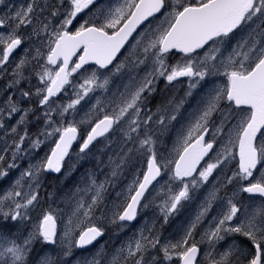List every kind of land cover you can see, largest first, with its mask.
<instances>
[{
  "label": "snow or ice",
  "instance_id": "1",
  "mask_svg": "<svg viewBox=\"0 0 264 264\" xmlns=\"http://www.w3.org/2000/svg\"><path fill=\"white\" fill-rule=\"evenodd\" d=\"M47 7L48 17H43L45 6L37 0L0 14V79L7 78L3 91L8 93L0 101V129L6 137L0 148V180L17 169L18 161L31 150L48 140L54 144L44 158L30 162L0 191V264H65L73 249L92 245L105 234L108 224L124 229L156 200L167 223L217 169L237 157L236 170L225 176L220 187H213L175 242L162 243L155 225H144L111 253L98 250L91 259L77 264H170L174 258L178 264H264V0H119L114 6L101 0H58L57 5ZM86 11L90 18L71 31L74 20ZM59 16L63 19L53 24L50 18ZM149 18L159 19L155 28ZM257 20L260 23L252 28ZM145 22L149 27L133 45L136 51L126 62L114 63ZM245 27L250 30L233 42ZM25 44L29 47L24 48ZM21 48L24 54L13 61ZM174 54L180 60L168 64ZM149 62L151 69L143 77L132 75ZM125 69L129 83L123 84V90L117 87L104 100L97 98L86 113L92 118L77 121L78 106L97 89L110 91L112 77ZM76 77H80L79 83H74ZM161 78L166 84L187 78L185 95L169 100L155 114L144 113L141 106ZM23 81L29 83L27 90L19 88ZM69 87L72 95L67 103L60 102ZM13 89L19 91L21 100L11 94ZM200 90L203 94L186 129L178 133L173 152L166 155L157 146L155 128L166 130L193 92ZM24 101L31 106L23 107ZM37 111V119L45 126L32 134L29 115ZM217 113L219 123L214 119ZM14 117H19L14 124L5 122ZM85 123L87 129L81 135L80 126ZM116 131L123 146L115 159L109 158L114 165L110 175L101 181L94 172L86 173L84 187L69 197L72 210L67 220L51 205L43 207L44 174L62 172L75 142H79V155L87 156L94 143L107 140ZM220 141L224 143L211 161L210 153ZM137 155L146 168L137 171L109 207L105 203L108 186ZM161 181L156 196L145 203ZM228 185L234 186L231 194L225 191L220 196L221 188ZM242 194L250 201L259 197L260 203L245 206ZM218 200L223 201L221 211L207 220L196 241L197 229ZM33 212H37L35 220ZM58 221L63 222L62 231ZM36 242L59 245L60 252L55 257L38 253L32 260ZM204 243L208 248L201 261L198 257Z\"/></svg>",
  "mask_w": 264,
  "mask_h": 264
},
{
  "label": "rangeland",
  "instance_id": "2",
  "mask_svg": "<svg viewBox=\"0 0 264 264\" xmlns=\"http://www.w3.org/2000/svg\"><path fill=\"white\" fill-rule=\"evenodd\" d=\"M37 2L41 6H45V12L43 14V17H48V7L47 6H55L58 4V0H37ZM109 2L114 6L115 4H117L119 2V0H101V3H103V4H107ZM25 4L26 3L22 0H5V3L1 4V6H0V14L7 12L9 10V8L15 10V9L20 8L21 6H23ZM65 7H67L66 4H65ZM97 7H99V5H97ZM94 11H95V9H93V12ZM90 15L91 14L88 13L87 11L83 14H80L74 20L73 24L70 26V30L75 31V29L77 27H79V25L81 23H83L84 20H87L90 18ZM50 19L52 20L53 24H58L60 22V20L63 19V16H59L56 18H50ZM157 23H159V19L152 21L151 27L155 28ZM259 23H260V21L257 20L255 24L251 25V27L255 28L256 25ZM146 27H149V25H147ZM249 30H250V28L245 27V29L243 30V33L237 32L236 35L233 37V42H235V40L239 39L242 34L247 33ZM141 33H143V30L140 32V34ZM140 34H137L134 41L132 42V45L130 46L129 54L136 51V49L133 47V45H135L138 40L142 39V36ZM28 47H29L28 44L24 45V48H28ZM24 48H21L20 50H18V52L12 58L13 61L18 60L19 57L24 54ZM202 55L203 54H201V56ZM13 66H14V64L10 65L9 68L11 69V67H13ZM140 68H141V66H139L138 69L132 73V75L135 76L137 79L140 78V76H139V74L141 72ZM148 69L149 70L151 69V64H149ZM25 75L27 76L28 73L26 72ZM74 76H76V74H74ZM4 79H7V78H4ZM112 81L113 82L110 85V91L106 92L103 89H97V91L95 93L90 94V96L86 98L85 102H82V105L78 106L79 114L75 115V119L77 121H80V120L86 121V120L92 118V115L86 116V113H88L89 109L92 107V105L96 103L97 98L104 100L106 97L111 96V94L116 91L117 87H119L120 90L122 91L123 90V87H122L123 84L129 83L128 73L125 72L123 74H117V75L112 77ZM0 82H3L5 86L7 84V80H0ZM79 82H80V77H76L74 83H79ZM31 83L35 84L36 80L34 78L31 79ZM28 87H29L28 81H23L21 83V85L19 86V88H21L23 90H27ZM3 90H4V88L0 84V101H2L5 98V96L8 94V93H5ZM185 92L186 91L180 92V89H179L176 95H173L171 97H165V96L162 97L161 91H160L159 96H160L161 106H167L168 101L173 99V98L179 100L181 97H184ZM11 94H13L17 100H21V97L20 98L18 97V96H20V93L16 89H13ZM17 94H19V95H17ZM71 95H72V89H71V87H69L67 93H65V95L61 97L60 102L67 103V97L71 96ZM161 97L163 99H161ZM198 97L200 98L201 96L199 95ZM24 102H27V101H24ZM186 104H188V100L186 101L185 105ZM185 105L183 108H181L180 112L177 114V119L174 121H170L168 123L166 130L160 129V128H155L157 136L159 137L157 146H158L159 150L161 152L165 153L166 155L173 152L174 144H175V141L177 139L178 133L180 131H182L188 125V123L191 119V114L193 113V111L195 109L194 108L192 110H188L187 112H183ZM141 107H142L143 111H147L145 106L142 105ZM158 111H159L158 107H156L155 110L151 112V114H155ZM169 112H171V109H169ZM18 118L19 117H17V119ZM71 118L72 117H69V119H71ZM5 122L8 125H11V124L15 123V119H10V120L6 119ZM33 124H35V122H31V125H33ZM44 126L45 125L43 123V120L41 119V123H40L39 128L37 130L33 129V131H30V129H29V131H30V133L35 134L38 130L43 129ZM28 127H29V125H28ZM86 129H87V123L80 126L81 135L84 134ZM4 131L5 130L0 129V148H2L4 146L3 141L6 139V137L4 136ZM112 137H115V140L112 139ZM41 139H43V137H41ZM52 139L54 140L56 138L54 137ZM112 141L115 142L116 146L109 152V154L111 156H116V152H115L116 149L118 150L120 148V146H123V142H121V141H123V139H122L119 131L114 132L111 135V137H109L107 140L102 139L99 142H97L96 148H100L101 151H104V150L108 149L111 145H113ZM28 144H29V142L25 143L26 148L28 147ZM53 145L54 144H53L52 140H48L45 143H43L39 147V149L31 150L30 155L25 156L22 160L18 161L19 167L17 169L12 170L7 178L0 180V191L7 189L10 186L11 182L19 176L20 171L27 168L30 162L35 163L37 160L44 158L46 156V154L49 153V151ZM105 145H107V147H105ZM96 154H97L96 152L92 151V152H88L87 156H81V155H79V150H78L77 154L74 153L72 156L70 154L68 159L66 160V162L64 164V167H63L61 174L57 175V178H55L56 181H52V182L48 183V186L58 185L57 187L54 188V192L53 191L50 192V193H53V195L51 197H48L47 201L51 200L52 198H57V197L61 198V201L63 202L62 209L59 210V208L56 207V206H58V204L55 206L53 205L52 208L57 209L60 212L61 216L63 217V221L67 220L68 214L72 210V202L69 200V197L72 195L73 192L76 191L77 188H83L84 187V184L86 182V173L94 172L96 174V178L98 180H100V175H101V172L103 170V167L101 166V164L99 162L94 163L92 157L96 156ZM105 158H106V160H108V154H105ZM145 163L146 162L141 157H139V155L137 156V158L133 162H130L129 169L124 172V175L122 177V178H124V181H122L116 188V191L113 195V201L110 203L109 202L106 203L109 207H111V205L114 202H117L116 194L118 192H123L127 189L128 185L131 183L134 176L137 174V171L138 170L143 171L145 169ZM233 167H234V165L231 167V171L232 170L235 171V169ZM235 167H237V166H235ZM132 170H133V172L131 174L130 172ZM231 171L229 173H228V171H218L216 175L217 176L223 175V177L230 176L232 174ZM256 175L258 176L259 172H257ZM165 179H167V177H165ZM65 181H68V182H65ZM42 182H48V177L46 176V174H44V176L42 177ZM163 183H164V181H161L160 184L156 185V188L154 190H152V195L148 197V201H145V203H148V202L153 200V197L156 196L157 192L159 191V189H160L161 185H163ZM62 184L63 185L66 184V186L64 188H59V187H62L61 186ZM71 184H72L73 188L66 195V197H62L63 192L68 189L66 187L70 186ZM200 188L202 190L203 185ZM61 190H62V192L60 193ZM45 193H48V192H45ZM158 203H159V200H156L154 203H149V207L142 208L140 210L137 220L134 221L135 224L132 227H130L131 226L130 225V226L125 228V230H128V232H127L128 235L130 234L131 231H133V233H134L135 230L138 233V231L140 229H142L144 225H148L149 227H151L152 225H155V223H158V221L164 223L161 215L159 218H157V217H154L152 219L147 218L148 216L152 217L151 215H154V214L159 212L158 208L155 206V204H158ZM43 207L46 208V206H43ZM190 207H191L190 202H186L184 204V206L180 209V211L178 213H176L175 215H173L172 217H177L184 209H189ZM36 215H37V213H35L33 215V220H35ZM96 215L98 216V212L96 213ZM172 217H170L169 221L167 223H165L166 225L172 220ZM115 227H117V226L115 225ZM129 228H131V230ZM168 228H169V224L166 226V229L163 232H161L160 234L163 236V238L167 237L169 240L175 242V240L170 237V233L167 231ZM58 229L62 231L63 222L58 221ZM129 237H130V235H129ZM126 241H127V239H126ZM103 242H104V240H103ZM103 242H101L98 246L93 245L91 248L85 249V251L73 249L72 256L66 258L65 264H77L78 260L83 261L86 258L91 259L93 257V255L95 253H97L98 250L105 251L104 249H102ZM163 242H165V241H162V243ZM40 248L42 250V253L48 252V253H51L53 256H54V252H57V253L60 252L59 245H57V246L42 245ZM154 255H155V253H154ZM174 260H175V258H174ZM174 260L172 262H170V264H174Z\"/></svg>",
  "mask_w": 264,
  "mask_h": 264
},
{
  "label": "flooded vegetation",
  "instance_id": "3",
  "mask_svg": "<svg viewBox=\"0 0 264 264\" xmlns=\"http://www.w3.org/2000/svg\"><path fill=\"white\" fill-rule=\"evenodd\" d=\"M22 1H24L25 3L28 2V0H22ZM193 2H194V0H193ZM0 6H1V4H0ZM149 19L151 20V22L156 20V19H152V18H149ZM147 25H148V22H145L143 25H141L139 27V29L137 30V32L134 35V37L129 41V43H126L125 48L121 50L120 54H118V59L114 63H119L120 61H125V58L130 55L129 54L130 46L132 45V42L134 41L135 37L137 36V34H140V32L142 30H143V32H145V30L148 29V27H146ZM201 54H203L202 50L200 51V55ZM77 58L78 57H74L73 59L75 60ZM178 60H180V55L174 54V55H172V56H170L168 58L167 63L168 64H175ZM148 64H151V63L149 62ZM147 65H144L141 68V72L139 74L140 77H143L145 75V73H146L145 69H146ZM125 72L128 73V70L125 69L124 73ZM0 80H7V79H0ZM217 83H221V81H217ZM0 84L2 85L3 88H5V85H4L3 82H0ZM205 87H207V86H205ZM174 88L175 89H180V92L181 91H186L187 88H188L187 78H180L179 81H173L171 84H166V82H165V80L163 78L159 79L155 83V91L152 92L150 95H148L147 100H146L145 104L143 105L147 109V111H144V113L151 114V112L154 111L156 107H158V110H159L160 107H161L160 96H159L160 91H161V96L162 97H164V96L165 97H171L173 95H176L177 92H178ZM202 94H203V90L194 91L193 92V96L188 98V104L185 105V108L183 109V112H187L188 110L194 109L196 107V105H197V102L200 99L198 96L199 95L201 96ZM17 95H19V94H17ZM18 97L20 98V96H18ZM162 97H161V99H163ZM22 106L23 107H30L31 105H29L28 102H23ZM38 117H40V112L39 111H37L34 116L31 115V114L29 115V120H30L29 129H30V131H33V129L37 130L39 128L40 123H41V119H37ZM13 119L16 120L17 117H14ZM214 119L216 120L217 123H219L220 114L217 113L215 115ZM31 122H35V124L31 125ZM186 127L183 130H185ZM208 138L209 137H206V139H208ZM102 139L103 138H101V140ZM112 139L115 140V137H112ZM112 142H113V145H111L108 149H106L104 151H101L100 148H96V143H97L96 142V143H94V146H92L91 151H90V152L94 151L100 156V158H97V156H93L92 159H93L94 163L99 162L101 164V166L103 167V170H102L101 175H100V180L101 181L104 180L106 176L110 175L111 168L114 166V165H110V163H109V158L110 157H112L113 159H115V157H116V156L115 157L111 156L109 154V152L116 146L115 142L114 141H112ZM121 142H123V141H121ZM223 143H224V141H220V143L216 145V151L210 153L211 161L215 160L216 153L218 151H220L221 146L223 145ZM121 147L122 146H120V148L118 150L116 149V151H115L116 155L120 152ZM78 150H79V142H76L74 147H73V149H72V151H71V153H70L71 156L74 153L77 154ZM105 154H108V160H106ZM136 158H137V156H135L130 162H133ZM205 159L208 160L209 158L206 157ZM211 161H209V162H211ZM130 162L124 167V169L122 171V174L120 176H118L115 180H113L111 185L108 186L105 203H107V202L110 203V202L113 201V195H114V193L116 191V188L122 181H124V178H122V177L124 175V172L129 169ZM237 162H238V157H237L236 160H229L225 165H223V167L221 169H217L216 172H214L213 177L210 178V181L206 185H203V189L201 190V188H199V189H197L194 192V194H193L194 198L191 201H189L190 204H191V207L189 209H184L177 217H172V220L168 223L169 224V228L167 230L170 233V237L171 238H173L174 240L180 238V236L183 234L184 230L187 228L189 223L192 221V219L195 217V215L199 211L200 206H201L202 202L204 201V199L206 198V196L208 195V193L212 191L214 186L220 187V185L222 183H224L225 177H223V175L217 176L216 175L217 172L218 171H228V173H229L231 171V167L233 165H234L233 168L236 170L235 166H237ZM201 163L203 164L204 162L202 161ZM145 168H146V163H145ZM132 172H133V170L130 173L132 174ZM46 176L48 177V174ZM55 178H57V177H54V179ZM45 183L46 182H43V185ZM66 184H64V185L62 184L61 185L62 187H59V188H64L66 186ZM57 186L58 185H55V187H57ZM55 187L51 186L49 188H46L45 186H43L42 187L43 188L42 191L49 192V193L51 191L54 192V188ZM233 187H234L233 185H228V187L226 189L221 188V191H220L219 195L220 196H224L225 191H227V193L230 195L231 191L233 190ZM66 188H68V189L63 192L62 197H66V195L70 192V190L73 188V186L71 184L70 186H68ZM61 192H62V190L60 191V193ZM253 202L258 205L260 203V198L259 197H255V198H253L250 201L249 197L246 194H242V201H241L242 204L247 206L249 203H253ZM222 204H223V201H220V200H218L216 203L213 204V207H212L208 217L206 218L205 223L200 228L197 229V231H196V233L194 235V239L196 241L200 240V238H201L200 234L204 231V228L207 227V220H211V218L213 216H216L221 211ZM37 212H38V210H37ZM37 212H33L31 215L33 216ZM98 216H100V212L99 211H98ZM151 216L152 217L148 216L147 218L148 219H152L154 217L159 218L160 217V213L158 212V213H156L154 215H151ZM134 224H135V222H132V224H130L131 226L130 225L129 226L132 227ZM167 225L165 223H162V222L158 221V223H155V228L157 230H159V234H160L161 232H163L166 229ZM129 229L131 230V228H129ZM127 232H128V230H125V228L124 229H120L118 227H115V225L108 224L106 226L105 234L102 237L98 238V240L96 242H94L91 245V247L93 245L98 246L104 240L102 249H104L105 251L111 253L114 249L119 248L121 246V244H123L126 241V239L128 240L134 234H137L136 230H135L134 233H133V231H131L130 234H129L130 235V237H129ZM160 236H161V242L169 240L167 237L163 238V236L161 234H160ZM41 246H42V244L40 242H36L35 243L34 251H33L32 256H31L30 259L35 260V258L37 257V254L38 253H42V250L40 248ZM91 247H89V248H91ZM200 247H201V254L198 257V259L203 261V259H204L203 252L205 250H207L208 245H207V243H204V244H201ZM89 248H87V249H89ZM56 255L57 254L54 253V256H56ZM174 264H178V261L176 259L174 260Z\"/></svg>",
  "mask_w": 264,
  "mask_h": 264
},
{
  "label": "bare ground",
  "instance_id": "4",
  "mask_svg": "<svg viewBox=\"0 0 264 264\" xmlns=\"http://www.w3.org/2000/svg\"><path fill=\"white\" fill-rule=\"evenodd\" d=\"M141 66V68L144 66V65H140ZM148 66H149V64L147 65V67H146V69H145V71L147 72V71H149V69H148ZM141 68H140V70H141ZM175 89V88H174ZM176 91H178L179 89H175ZM96 156H97V158H100V156L98 155V154H96ZM138 156V155H137ZM115 157V156H114ZM69 181V180H68ZM68 181H65V182H68ZM49 193V192H48ZM48 193H45V195L44 196H42V198H43V200H44V204H43V206H46V207H48L49 205H51L52 207H53V205L55 206V205H57L58 204V206H56V207H58L59 208V210H61L62 209V207H63V202L61 201V198H52L51 200H49V201H47V198L49 197L48 196ZM89 247H91V245L90 246H88L87 248H89ZM87 248H85V249H87ZM85 249H77V250H84L85 251ZM55 254H58L57 252H54Z\"/></svg>",
  "mask_w": 264,
  "mask_h": 264
},
{
  "label": "trees",
  "instance_id": "5",
  "mask_svg": "<svg viewBox=\"0 0 264 264\" xmlns=\"http://www.w3.org/2000/svg\"><path fill=\"white\" fill-rule=\"evenodd\" d=\"M52 181H56V179H54V176L48 175V182H46L43 186H45L46 188H49L51 186L55 187V185L48 186V183L52 182ZM42 190H43V188L40 189L41 197L45 195V192Z\"/></svg>",
  "mask_w": 264,
  "mask_h": 264
},
{
  "label": "water",
  "instance_id": "6",
  "mask_svg": "<svg viewBox=\"0 0 264 264\" xmlns=\"http://www.w3.org/2000/svg\"><path fill=\"white\" fill-rule=\"evenodd\" d=\"M139 27V26H138ZM73 146V145H72ZM53 174H55V173H53Z\"/></svg>",
  "mask_w": 264,
  "mask_h": 264
}]
</instances>
